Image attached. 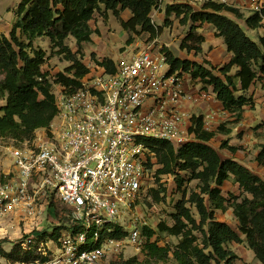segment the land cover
Segmentation results:
<instances>
[{
    "label": "trees",
    "instance_id": "obj_1",
    "mask_svg": "<svg viewBox=\"0 0 264 264\" xmlns=\"http://www.w3.org/2000/svg\"><path fill=\"white\" fill-rule=\"evenodd\" d=\"M158 2L21 0L17 5L18 19L13 29L9 35L0 33V139L13 138L18 142L29 139L35 129L48 126L56 116V94L51 90L50 73L43 67L47 51L37 44L39 38H48L57 54H64L71 62L65 71L56 75L55 82L64 93L72 94L81 85V79L92 72L80 56L83 45L92 42V35L100 32L91 26L95 13L117 17L129 33L127 43L130 44L135 34L147 32L156 38L164 32L166 25L153 23L150 16ZM198 6H201L200 10H195ZM125 10L131 13L128 19L121 15ZM166 15V23L170 22L172 15L181 24L192 23L181 43V49L188 53H201L206 41V36L197 31V22L209 23L215 29V35L223 37L232 57L221 66L206 59L201 62L181 58L169 49L165 50L171 66L170 74H188L191 81L201 83L203 88L211 86L217 100L224 110L231 113L233 120L222 122L212 130L206 127L203 114H194L189 126L192 138L185 143L177 145L165 139H144L155 157V161H149L147 165L155 168L157 185L171 177L177 190L182 192L170 222L163 220L158 223L160 232L179 240L174 245L161 246L152 240L156 229L147 226L142 249L144 259L134 257L123 264H235L239 255L227 247L232 242L245 244L264 264V177L234 158H222L212 144L218 134L227 136L232 132L227 126L242 121L246 107L254 108L256 99L254 93H249L250 88L259 84L264 92V35L258 40L251 38L237 21L243 20L248 29H258L264 20V8L245 16L239 8L222 2L209 1L197 6L170 3L166 7ZM69 36L76 39L75 51L65 42ZM97 64V68L107 72L115 70L112 58L97 60ZM262 127L264 123L256 129ZM258 146L256 161L264 166V142ZM221 148L232 153L238 150L228 140L222 141ZM191 181H196L193 188L188 187ZM227 181L237 185L240 193L230 191L226 196L222 187ZM149 192L157 201L161 200L162 190L153 186ZM227 210H232L236 228L217 218V211ZM109 225L112 230L104 233V237L121 238L127 234L121 225ZM68 227H73V232L77 233L83 225L78 223ZM63 228L59 226L52 232L46 230L40 233V238L48 236L47 240L57 242ZM16 243L26 254L34 255L32 259L25 256L23 262L47 258L36 250L23 248L21 241ZM93 244L95 240L89 234L87 246Z\"/></svg>",
    "mask_w": 264,
    "mask_h": 264
},
{
    "label": "built area",
    "instance_id": "obj_2",
    "mask_svg": "<svg viewBox=\"0 0 264 264\" xmlns=\"http://www.w3.org/2000/svg\"><path fill=\"white\" fill-rule=\"evenodd\" d=\"M209 1L244 3L251 12L264 7L262 0L169 4ZM164 2L159 0L151 19ZM114 61L113 72L97 68L72 94L60 88L53 121L35 129L31 138L5 147L13 169L0 181V218L32 220L43 212L41 196L52 192L72 209L74 224L83 225L77 233L64 227L57 242L43 241L38 232L21 238L23 248L47 256L29 264H112L111 253H120L126 245L142 252L149 224L137 202L153 187L155 169L147 165L155 157L144 139L181 145L192 138V114L185 105L198 99L188 92L183 76L170 74L165 49L124 52ZM213 118L205 114V124ZM122 206L130 214L127 223L121 219ZM111 223L127 234L104 237ZM89 234L95 240L90 247Z\"/></svg>",
    "mask_w": 264,
    "mask_h": 264
},
{
    "label": "rangeland",
    "instance_id": "obj_3",
    "mask_svg": "<svg viewBox=\"0 0 264 264\" xmlns=\"http://www.w3.org/2000/svg\"><path fill=\"white\" fill-rule=\"evenodd\" d=\"M169 1L172 0H165L161 11L159 13H153L152 15V19L155 24L166 25L164 32L156 38H152L147 32L135 34L133 41L130 44L127 43L129 33L123 29L117 17H115L113 14H108L105 17L102 13L97 11L95 13L94 19L91 21L93 26L96 27L98 22H100V26L102 27H111L107 34L101 35V33H99V35H97L103 36L98 39L96 43L105 46L104 49L106 50L104 53L106 57L118 58L124 52L139 51L148 49L150 47H154L155 49H169L176 56L181 58H189L192 60H199L201 62L206 59L212 63L214 58L220 57L222 50L220 48L221 45L219 41L223 42V38L217 37L213 34L214 28L212 25H209V23L197 22L196 24L197 31L204 34L208 38L207 42L205 41L202 46L203 50L201 53H188L186 50L181 49V43L184 37L188 34L192 23L189 22L187 24H181L180 20L174 15L170 16V22L166 23V7L170 5ZM18 3L19 0H0V21L5 16L12 15L13 10L17 7ZM236 3L237 2H233L231 5L239 8L245 16L251 14V10L248 8V5L244 3ZM200 8L201 6H198L195 8V10H200ZM122 15L125 19L128 18V13H123ZM237 21L243 26L251 38L258 40L259 36L264 35V20L262 26L258 29H248L245 26L243 20L239 19ZM65 42L70 47L75 44L77 47L76 39L73 36H69ZM37 44L45 48L47 51V60L43 67L45 71L50 73L49 77L52 83L51 90L56 94L60 91V87L55 82V77L59 72L65 71L71 62L65 58L64 54H57V49L51 45L48 38L41 39L40 43ZM88 47L89 49L90 47L97 49V47L95 45L93 46V44H89ZM87 52H89V50H87V48L85 50L84 48L80 58L82 59L83 63H85L90 68L92 73H94L98 70V59H96V55L98 54L96 52L88 54ZM88 56H90V59L87 58ZM185 81H188L191 84L196 83L191 80H187V78ZM255 114H258L259 116L262 115L258 118L260 119L258 121L262 122L263 120L261 119L264 118V105H262V107H256ZM240 122L238 124H230V126L234 125V127H238ZM253 124L256 125L257 122H254ZM254 125L243 130L239 128L233 131V135L230 136L218 134L212 140V144L219 150L222 158L225 159L227 157H231L241 163H244V165L249 164L250 169L264 177V166L259 165L256 161V151L259 149L258 145L264 142V127L261 129H256L258 125ZM208 126H214V129L218 127V125L215 124H208ZM227 127H229V125ZM224 140H228L229 143L237 146V152L232 153L227 149H222L221 143ZM12 144L18 145L19 142L13 138L0 140V181L3 179L5 172L13 169L12 159L5 150V147ZM183 174L187 175L185 173ZM160 179L161 178H159V180ZM150 183L153 184V186L158 190H162L160 194L161 200L157 201L151 192H149L148 195H144L138 200L137 203L139 204L137 208L139 209L140 215L145 218L149 226L156 229V235L152 238V240L156 241L161 246H165L166 244L174 245L178 242L179 238L160 232L158 230V223L163 220L170 222V216L175 210L174 207L176 202L182 197V192L177 190L175 181L171 177H167L164 182L159 181L157 185V180L154 176ZM195 184L196 181H191L188 183V187L193 188L195 187ZM163 189L165 191H163ZM222 190L226 196H228L230 191H233L236 194L240 193L239 187L230 181H227L224 184ZM39 202L43 206V212L40 214V216L32 220L27 219L22 221L17 216L15 218H0V241H3L0 245V264H29L27 261L23 262L22 259L25 256L32 259L34 255L26 254L16 243L21 241V238L24 239L28 234L37 232L40 234L46 230L52 232L54 228L59 226L68 227L75 225L72 219V209L62 203L57 198L56 194L48 192L47 194L41 196ZM121 212L123 214L121 219L123 221L126 220L127 223V219L130 217V214L125 210L124 206L121 207ZM216 216L221 220L227 221L232 227L236 228L237 221L232 210H227L226 212L217 211ZM43 239L47 240L48 236ZM227 247L234 250L239 255V258L235 264H261L256 258L254 252L247 248L245 244L232 242L227 244ZM134 257H139L141 260L144 259L142 252H138L133 246L126 245L120 253H111L110 261L112 264H123L124 261L130 260Z\"/></svg>",
    "mask_w": 264,
    "mask_h": 264
},
{
    "label": "crops",
    "instance_id": "obj_4",
    "mask_svg": "<svg viewBox=\"0 0 264 264\" xmlns=\"http://www.w3.org/2000/svg\"><path fill=\"white\" fill-rule=\"evenodd\" d=\"M20 1L21 0H19V2ZM262 2L264 3V0H262ZM16 9H17V7L13 10L12 15H7L0 21V33H4L6 35H9L11 30L13 29L15 22L18 19ZM123 13L124 14L128 13V15H127L128 18L131 16V13L129 10H125L122 12V14ZM122 17H123V15H122ZM112 23H113V21H112ZM91 26L93 27V29H99V31H100L99 33H101V35L107 34L109 29H111L110 26H104V27L100 26V22H98V25L96 27H94L92 23H91ZM99 33H94L92 35V42L85 43L83 45V49L85 48V50H86V48H87V50H89V52H87L88 54H91L92 52H96L98 54V55H96V59L102 60L106 57V55L104 53L106 49H104L105 46H102V45L96 43L98 39L103 37V36H97V35H99ZM213 34L215 35V29H214ZM221 38H223V37H221ZM41 39H44V38H39L37 40V43H40ZM207 40H208V38L206 37V42H207ZM219 43L221 45L220 48L222 50V54L220 57L214 58V61H212V63L214 65L221 66L231 59L232 54L230 52L226 51L227 48H226L224 39H223V42L219 41ZM89 44H93V46L95 45L97 47V49H95L93 47H90V49H89V47H88ZM75 45H72V47H71L72 50H74V51L77 50V47ZM75 47H76V49H75ZM87 58L90 59V56H88ZM109 58H112V57H109ZM112 59L116 60L117 58H112ZM186 78H187V80H191V77L188 74L183 75V81H184V84L186 85L188 92L193 94L198 99L194 103L185 105V108L188 109L192 115H194V114L205 115L207 113L213 114L214 118L212 120H210L209 124H215V125H219V123H221V122H225V121L227 122V121L233 120L231 113L227 110H224L221 102L219 100H217L216 95L213 92V89L211 86H209L208 88L205 89V88H203V85L201 83L197 82V84L196 83L191 84L190 82L185 81ZM249 93H254V95H255L256 104H255L254 108H251L249 106L245 108L243 120L240 122L238 127L235 126L236 127L235 128L234 125L230 126V124H229V128L232 129V132L227 136L233 135V131H235L239 128L241 130H243V129H247L250 126L252 127L254 125L253 124L254 122H257L256 125L264 123L263 117H262L263 119H261V120H263L262 122L258 121V120H260L258 118L261 117L262 115L260 114L261 116H259L258 114L257 115L255 114L256 107H260V106L262 107V105H264V92L260 88V85L257 84V85H253L250 88ZM256 125H254V126H256ZM206 127L208 129H212V130L214 129V126L209 127L208 124H206ZM230 144L232 145V143H230ZM257 153H258V151H256V154ZM246 165H248V167H249V164H246Z\"/></svg>",
    "mask_w": 264,
    "mask_h": 264
}]
</instances>
